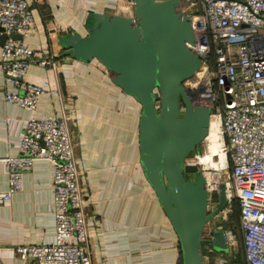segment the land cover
I'll return each mask as SVG.
<instances>
[{"label": "crops", "instance_id": "crops-1", "mask_svg": "<svg viewBox=\"0 0 264 264\" xmlns=\"http://www.w3.org/2000/svg\"><path fill=\"white\" fill-rule=\"evenodd\" d=\"M26 1L32 22L30 33L21 41L33 50L35 60L24 79L46 92L33 111L7 101L6 94L18 89L0 67V156L19 154L18 144L30 116H65L92 264H180L178 237L139 163L138 102L110 80L96 59L84 62L59 56L63 50L59 36L85 35L91 23L89 13L124 14L131 0ZM38 59L50 63L41 64ZM129 153L134 154L131 159ZM6 186L7 170L1 164L0 189ZM54 240L52 164L38 159L23 173L21 190L0 205V262L21 264L15 246ZM203 252L205 264H234L210 245Z\"/></svg>", "mask_w": 264, "mask_h": 264}, {"label": "built area", "instance_id": "built-area-1", "mask_svg": "<svg viewBox=\"0 0 264 264\" xmlns=\"http://www.w3.org/2000/svg\"><path fill=\"white\" fill-rule=\"evenodd\" d=\"M194 6L190 1L186 12L194 30V43L188 47L200 58V66L190 78L193 81L184 86L192 102L209 107L210 117L219 121L225 164L203 167L199 156L206 149H198L187 162L217 179L206 186L208 207L210 199L217 198L218 185L224 184L225 208L236 202L239 209L245 263L264 264V0H199ZM124 12L132 15L131 1ZM31 22L26 0H0V35L6 36L0 44V67L18 89L5 98L29 111L46 92L24 79L35 60L33 50L21 41L30 33ZM13 34L20 38H12ZM38 62L50 63L46 59ZM18 149V155L0 156V165L7 170L0 205L21 190L23 173L35 160L43 159L52 164L55 218L54 242L14 247L21 264H92L83 195L65 116L27 118ZM226 237L229 252L225 254L231 259L237 241L228 230Z\"/></svg>", "mask_w": 264, "mask_h": 264}, {"label": "water", "instance_id": "water-1", "mask_svg": "<svg viewBox=\"0 0 264 264\" xmlns=\"http://www.w3.org/2000/svg\"><path fill=\"white\" fill-rule=\"evenodd\" d=\"M132 15L89 13L87 33L58 37L59 56L101 63L110 80L140 106L139 163L179 241L182 264H205L203 246L228 253L227 223L203 235L206 223L227 206L224 184L208 207L204 172L187 162L209 127V107L192 102L184 82L200 66L188 47L193 24L179 0H131ZM6 36L0 35V44ZM12 38L19 39L20 34ZM231 263L240 264L239 251Z\"/></svg>", "mask_w": 264, "mask_h": 264}, {"label": "rangeland", "instance_id": "rangeland-1", "mask_svg": "<svg viewBox=\"0 0 264 264\" xmlns=\"http://www.w3.org/2000/svg\"><path fill=\"white\" fill-rule=\"evenodd\" d=\"M198 1L199 0H192L191 2H193L195 4V6H196L198 4ZM127 3H128V1H127ZM180 7H181V9L184 12H188L190 10L189 3L185 2V1L180 2ZM191 81H193V80L192 79L190 80V78H189V80L188 81L186 80L184 83H188V82H191ZM128 111L130 112L129 108H128ZM130 113H132V111ZM136 115H137V113H136ZM112 129H109L108 132H113L114 129L113 130ZM85 134L86 133L84 132V136H85ZM134 141H133V143H135ZM207 144H208L207 142H201V144L199 145V152L204 151L206 149V147H207ZM130 150H131V144L129 143L128 151L131 152ZM195 153H196V151L190 152V154L187 157V160L193 159ZM132 155H134V154L129 153V158L130 159H131ZM216 200H217L216 197H212L210 199V201H209V203H210L209 207L213 208L217 204ZM223 221L228 222L229 227H228L227 230L229 231V233L232 236V238L237 241L236 246H237V251H239L238 236L236 235V232H235L236 231L235 229H236V224H237V218H236V210H235V206H234L233 202L231 204H229V206L227 208H225L222 212L217 214L215 217H213L212 219H210L206 223V225H205V227L203 229V235L204 236H208L209 232L212 229H214V228H219ZM205 246H207V245H205Z\"/></svg>", "mask_w": 264, "mask_h": 264}, {"label": "bare ground", "instance_id": "bare-ground-1", "mask_svg": "<svg viewBox=\"0 0 264 264\" xmlns=\"http://www.w3.org/2000/svg\"><path fill=\"white\" fill-rule=\"evenodd\" d=\"M126 15V13L124 12ZM123 14V15H124ZM220 126L219 121L211 116L209 117V127L206 137L203 139L206 141L207 147L205 152L199 156V162L203 167L218 168L225 164V156L222 151V142L220 140ZM203 171V170H202ZM205 175V174H204ZM206 186L216 181V177L211 175H205Z\"/></svg>", "mask_w": 264, "mask_h": 264}, {"label": "trees", "instance_id": "trees-1", "mask_svg": "<svg viewBox=\"0 0 264 264\" xmlns=\"http://www.w3.org/2000/svg\"><path fill=\"white\" fill-rule=\"evenodd\" d=\"M209 62L212 63V60L211 58H209ZM234 206H235V210H236V218H237V224H236V235L238 236V243H239V253H240V256H241V262L240 264H246L245 263V260H244V256H243V248H242V243H241V232H240V228H239V209H238V206H237V203L236 202H233ZM227 223V229L229 227V224L228 222ZM205 245H209V244H204ZM203 246V247H204ZM180 264H182V261H181V256H180Z\"/></svg>", "mask_w": 264, "mask_h": 264}]
</instances>
